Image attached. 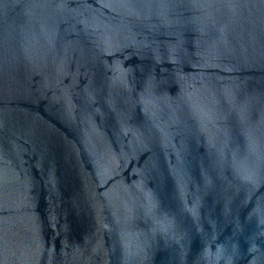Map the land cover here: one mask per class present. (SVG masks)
<instances>
[{"label":"water","instance_id":"obj_1","mask_svg":"<svg viewBox=\"0 0 264 264\" xmlns=\"http://www.w3.org/2000/svg\"><path fill=\"white\" fill-rule=\"evenodd\" d=\"M0 264H264V0H0Z\"/></svg>","mask_w":264,"mask_h":264}]
</instances>
